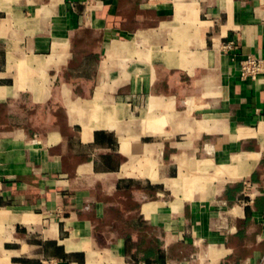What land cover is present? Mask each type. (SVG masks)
I'll return each instance as SVG.
<instances>
[{
    "label": "crops",
    "instance_id": "0c3cea01",
    "mask_svg": "<svg viewBox=\"0 0 264 264\" xmlns=\"http://www.w3.org/2000/svg\"><path fill=\"white\" fill-rule=\"evenodd\" d=\"M246 54L264 0H0V264H264Z\"/></svg>",
    "mask_w": 264,
    "mask_h": 264
},
{
    "label": "built area",
    "instance_id": "2783aa9c",
    "mask_svg": "<svg viewBox=\"0 0 264 264\" xmlns=\"http://www.w3.org/2000/svg\"><path fill=\"white\" fill-rule=\"evenodd\" d=\"M86 5L92 3V0H81ZM238 44L234 40H227L221 44V49L225 52H231L236 54ZM239 70L241 79H252L255 80L264 74V58L254 54H246L239 61ZM258 190V185L250 180H246L242 184L241 195L238 202L243 206H247L253 202L254 194ZM264 191V190H263ZM264 224V215H263ZM170 264V263H164Z\"/></svg>",
    "mask_w": 264,
    "mask_h": 264
}]
</instances>
